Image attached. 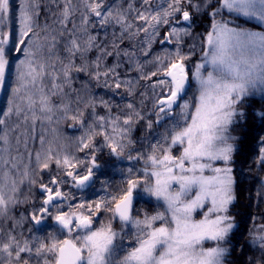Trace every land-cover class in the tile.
<instances>
[{"label": "snow or ice", "instance_id": "snow-or-ice-1", "mask_svg": "<svg viewBox=\"0 0 264 264\" xmlns=\"http://www.w3.org/2000/svg\"><path fill=\"white\" fill-rule=\"evenodd\" d=\"M199 18L207 21L202 32L196 31ZM250 21L256 24L243 26ZM141 33L144 57L153 43L176 47L163 57L136 60L127 69L136 72L133 78L119 71L125 58L133 63L135 56L121 46ZM146 64L154 70L146 71ZM140 81L146 82L143 91L136 88ZM6 87L0 264H227L236 227L230 212L237 199L233 163L244 143L234 133L250 119L264 126V0H165L155 6L140 0L139 7L135 0L126 7L116 0H19L16 8L12 0H0V90ZM95 88H123L143 99L121 107ZM145 120L150 134L154 125L164 128L147 149L131 136ZM61 123L83 130L77 150H88L85 160L54 149ZM258 144L254 163L264 170V136ZM105 148L115 160L133 162L120 169V187L110 191L102 182L104 194L96 199L77 200L62 191L68 178L80 193L94 188L100 165L93 153ZM53 165L57 175L45 183L43 174ZM36 185L45 197L40 207L10 215L33 204ZM144 197L162 210L141 216L136 203ZM49 219L53 231L21 240L17 229ZM250 241L261 257L249 264H264V225Z\"/></svg>", "mask_w": 264, "mask_h": 264}, {"label": "trees", "instance_id": "trees-1", "mask_svg": "<svg viewBox=\"0 0 264 264\" xmlns=\"http://www.w3.org/2000/svg\"><path fill=\"white\" fill-rule=\"evenodd\" d=\"M110 2H112V0H110ZM116 2L122 3L126 7L127 3L132 2V0H116ZM135 4L137 7H139L140 0H135ZM132 15L134 16L135 13H133ZM40 22L44 23L43 16H41ZM48 22L51 23V19H49ZM76 23H79L78 16L76 18ZM253 25H255V23L250 21L248 24H245L243 26L252 27ZM206 27L207 21L205 19H197L196 31L202 32ZM165 31L166 26H162L160 29V33L164 34ZM112 32L113 29L110 27L108 29L109 40L112 39ZM143 36L144 34L141 33L140 38L133 39L131 41L126 40L125 44L121 46L122 48L127 46L129 48V51L135 53V56L132 59H142L140 49L142 48L141 40H143ZM157 39H159V37H157ZM152 47V54L161 52V49L163 48L159 46L158 43H155ZM197 51V55L193 57L194 60L198 59L199 57V49H197ZM92 56L94 58L95 53H93ZM108 62L109 64L114 63L111 58H109ZM127 62L128 61L125 58V60L123 61L124 65H127ZM150 68L151 64L148 65L147 69ZM119 71H123V67L119 69ZM134 73L135 72H132V75H135ZM141 83L142 82L140 81V84ZM78 84L79 81H77V85ZM93 91L98 96H103V98L105 99H110L114 103L123 102L124 105L125 101H127L126 98H122V101L119 102L120 100L113 96V94H117L119 96L121 94H126L123 88L117 90L114 93L109 92L104 88H95ZM140 98L141 97L139 96L135 98L131 97V99H135L137 104H139ZM147 111L148 108L146 107L144 109L146 115L148 113ZM151 118L153 119L154 117L152 116ZM146 123L147 120L135 125L132 132V139L138 142L137 147H139L140 143H143L145 149H147L149 143L154 142L156 138V133L150 134L145 128ZM154 127L156 129V132L162 131L161 128H157V126L155 125ZM234 134L243 135L244 143L240 153L235 156L233 163V174L236 178L235 194L237 199L231 206L230 212L231 215L235 218L236 227L234 228L233 234L230 237L231 244L228 245L231 249V253L227 257V264H249V258H251L252 260H259V258L261 257L260 251L251 244L250 233L257 232L260 229V226L264 225V184H262V181H264V170L258 168L254 163V160L259 152L258 140L260 139V137L264 136V126H262L259 122L250 119L243 130L238 129L237 133ZM87 154V149L84 152H81V155L84 156L83 160H85ZM93 154L97 156V163L100 165V168L96 169V180L94 188H90L84 193H80L76 189L70 187L68 184L62 185V191L75 194L77 200H79L81 197L86 199H96L98 198V196L104 194L103 191H101L102 182H107L109 185V190L111 191L115 188L120 187V181L123 179V175L120 169H126V161H117L114 157H110L108 155L107 148H105L102 153L96 152ZM137 166H139V164H137ZM40 197L41 193L36 191V193L34 194L33 204H25L24 211L26 213H29L31 212L33 206L36 208L38 205L37 200ZM139 205H141L144 210L151 212L149 201L138 200L136 203V208L138 210ZM114 226L117 227V229L119 228L118 224Z\"/></svg>", "mask_w": 264, "mask_h": 264}, {"label": "rangeland", "instance_id": "rangeland-1", "mask_svg": "<svg viewBox=\"0 0 264 264\" xmlns=\"http://www.w3.org/2000/svg\"><path fill=\"white\" fill-rule=\"evenodd\" d=\"M152 3H153V6L158 5V4H164L165 3V0H152ZM18 4H19V0H13V2H12L13 8H16V6ZM252 22H254L256 24L255 21H252ZM161 27H160V29H161ZM160 29H159V31H160ZM255 30H260V29H255ZM143 40H145V37L144 36H143ZM186 40H187V38H186ZM188 42L190 43L191 41H188ZM154 44L155 43H153L152 46ZM146 46H147V44H146V41H145V43H142V48H146ZM159 46L163 47L161 49V52H159V53L157 52V54H152V52H151V55L149 57H144L142 55V53H141V49L142 48H141L140 49V54L142 56V59H140V58H134V59H132L133 63L127 62V65H124L123 71H121L122 74L134 78V77H136V72L135 71H130L129 72V71H127V69L134 67V62L136 60H139L141 63H144L146 60L153 59L157 55L163 57L166 50L169 51V52H174L175 47H176V45H175L174 42L172 44H167V43L166 44H159ZM152 49H153V47H152ZM187 50H188L187 49V45H184V51L187 52ZM197 53H198V51H197ZM148 65H150V64H146V67H145V70L146 71H148V70H154V68H153L152 65H151V68L150 69H147L148 68ZM132 72H135L134 73L135 75H132ZM141 82H142L141 84H139V85L136 86L137 91H143L144 90L143 85H145L146 82H144V81H141ZM8 84L9 85H13L14 84V68L9 72ZM8 95H9V88L8 87H6L4 90H0V110H3L6 107V97ZM113 96H115L116 98H118V100H120L119 102L122 101V98H126L127 101H125L124 104H126L131 99V97L127 96L126 94H121L120 96L117 95V94H113ZM141 99H143V98L141 97L139 99V101ZM53 100H54L55 103H58L59 102V98H57V97H54ZM145 102H146L147 108H148V111L147 112H149V110L151 109V98H149ZM118 104H120L121 107H122L123 102L118 103ZM153 117H154L153 118V121H154L155 120V116H153ZM59 128H60L62 134H61L60 139L54 143V145H53L54 146V149H56L57 151H59L61 157L64 154H69L70 156H74V157H76V158H78L80 160H83L84 156L81 155V152H79L77 150V138L80 137L81 135H83V130L80 129V128H70L66 124H63V123H61L59 125ZM157 128H161L162 131H158L156 133L163 132V130H164V128L162 126H157ZM131 136H132V133H131ZM50 138H51V134H50ZM174 154L178 155L179 152L174 149ZM121 161H123V162L126 161V163H125V167L126 168L129 167V166H131V164L133 163V162L128 161V160H121ZM142 166H143V162H140L139 163V166H137V167H142ZM56 175H57V169L55 168V165H53L52 166V170L50 172H47L46 171L43 174V180H44L45 183H47L48 180L52 176H56ZM60 175L62 176L63 173H60ZM68 179H69L68 185L71 187V180H70V178H68ZM36 191L37 192L40 191L39 185H36L32 189V194L31 195H32V200L33 201H34V194L36 193ZM44 198L45 197L41 194V197L38 198V200H37L38 205H37L36 208H39L40 207V205H41V203H42V201H43ZM145 200H147V201L150 202L151 212H148L147 210H144L142 208V206L139 205L138 208L140 210L141 216L143 215L144 212H148L149 214H153L157 210H162V209H159L157 207L158 202H156L154 199H151V198H148V197H144V199L143 200H140V201H145ZM24 206H25V204L24 205H21V206H19L17 208H15V209H13L12 212L10 213V215H14V216H17L18 217L21 212H25L24 211ZM196 218H200V217L197 216ZM28 228H32L33 229V232L32 233H29L27 231ZM54 229H55V227L53 226V222L49 219L45 223H43V224H41L39 226H35L33 224H25L24 229H17V231L18 232L23 231V237H20L21 240H23L24 238H29V237H31L33 235L41 236V237L46 236L49 231H53ZM206 246H210V245L206 244Z\"/></svg>", "mask_w": 264, "mask_h": 264}, {"label": "water", "instance_id": "water-1", "mask_svg": "<svg viewBox=\"0 0 264 264\" xmlns=\"http://www.w3.org/2000/svg\"><path fill=\"white\" fill-rule=\"evenodd\" d=\"M54 223V222H53ZM55 225V224H54Z\"/></svg>", "mask_w": 264, "mask_h": 264}]
</instances>
